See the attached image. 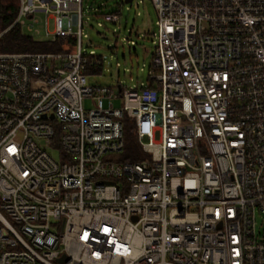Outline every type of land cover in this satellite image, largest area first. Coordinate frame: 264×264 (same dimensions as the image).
<instances>
[{
	"label": "built area",
	"instance_id": "2783aa9c",
	"mask_svg": "<svg viewBox=\"0 0 264 264\" xmlns=\"http://www.w3.org/2000/svg\"><path fill=\"white\" fill-rule=\"evenodd\" d=\"M151 1L148 82L117 92L89 82L83 0H18L0 37L75 41L0 51V264H264V0ZM123 118L139 160L107 157Z\"/></svg>",
	"mask_w": 264,
	"mask_h": 264
},
{
	"label": "rangeland",
	"instance_id": "374dc122",
	"mask_svg": "<svg viewBox=\"0 0 264 264\" xmlns=\"http://www.w3.org/2000/svg\"><path fill=\"white\" fill-rule=\"evenodd\" d=\"M82 7V50L85 53L93 51L103 58L102 71L89 75L90 84L112 86L118 92L119 85L147 83L148 68L154 53L152 32L157 30V14L152 1L132 0L123 4L121 0H83ZM108 11H119L120 22L106 21L103 13ZM113 104L121 107L122 98L118 96L113 99ZM104 105L109 106L107 99ZM85 106L93 107L91 98L85 100ZM138 152H142L139 143ZM129 154V149H126L107 157L115 162H123ZM52 155L59 159L58 151H52Z\"/></svg>",
	"mask_w": 264,
	"mask_h": 264
},
{
	"label": "trees",
	"instance_id": "16d2710c",
	"mask_svg": "<svg viewBox=\"0 0 264 264\" xmlns=\"http://www.w3.org/2000/svg\"><path fill=\"white\" fill-rule=\"evenodd\" d=\"M2 10L0 14V32L13 23L18 7V0H2ZM75 38L63 37L57 41H50L31 37L24 34L18 25L13 26L0 37V51L3 52H47L63 50L64 45H73ZM93 65L88 67V73H99L102 71V56L95 54L90 56ZM123 130L125 145L123 151L129 149L130 154L126 155V161H136L145 156L143 152H138V142L134 133V125L128 118H123Z\"/></svg>",
	"mask_w": 264,
	"mask_h": 264
},
{
	"label": "water",
	"instance_id": "95a60500",
	"mask_svg": "<svg viewBox=\"0 0 264 264\" xmlns=\"http://www.w3.org/2000/svg\"><path fill=\"white\" fill-rule=\"evenodd\" d=\"M129 1H131V0H127V2H129Z\"/></svg>",
	"mask_w": 264,
	"mask_h": 264
}]
</instances>
